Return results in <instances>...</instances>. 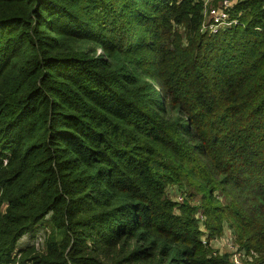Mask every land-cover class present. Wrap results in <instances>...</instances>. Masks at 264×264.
<instances>
[{
	"label": "trees",
	"instance_id": "1",
	"mask_svg": "<svg viewBox=\"0 0 264 264\" xmlns=\"http://www.w3.org/2000/svg\"><path fill=\"white\" fill-rule=\"evenodd\" d=\"M228 1L210 34L202 0H0V264H264V0Z\"/></svg>",
	"mask_w": 264,
	"mask_h": 264
},
{
	"label": "built area",
	"instance_id": "2",
	"mask_svg": "<svg viewBox=\"0 0 264 264\" xmlns=\"http://www.w3.org/2000/svg\"><path fill=\"white\" fill-rule=\"evenodd\" d=\"M202 1H203V6H204V11H203L204 21H203V25H202L201 30L203 32L215 34L219 30L226 28V27L233 26L237 23L235 20H232L230 18L229 11H230V8L232 5V3L230 1L218 0L217 5L213 4L215 0H202ZM6 164H7L6 160L3 161V167L6 166ZM182 199H183V196L180 194L176 197L177 202H182ZM0 210L2 211L3 207ZM44 235H45L44 233H41L42 237L38 238V240H36V241L30 240V239L27 240V244H29L30 246H34L37 250H39L38 246L41 244V248H42ZM25 237L29 238V236H25ZM229 238L231 239L230 236H229ZM230 239H229V242H230L229 243V249L230 250H228L229 253H227V254H228L229 260L232 264H245V262L250 261L252 259V257H254V258L257 257V255L255 253H252L251 256H247L243 252H238L236 248L232 247L233 243ZM218 254L222 255V253H219V251H218ZM9 264H20L19 263V255H16L15 259H13V261Z\"/></svg>",
	"mask_w": 264,
	"mask_h": 264
},
{
	"label": "rangeland",
	"instance_id": "3",
	"mask_svg": "<svg viewBox=\"0 0 264 264\" xmlns=\"http://www.w3.org/2000/svg\"><path fill=\"white\" fill-rule=\"evenodd\" d=\"M171 192H172V190H170L169 191V195H170V197L172 198H176L177 196H178V194L177 193H179V192H177L176 194H175V191H173L172 192V194H171ZM175 194V195H174ZM180 194V193H179ZM176 196V197H175ZM45 229H48L47 227L46 228H42V229H38L37 231L38 232H36V236H34V238L33 239H30V237L29 238H27V237H24L23 239H21L19 242H18V245H24V244H26L27 243V240H38V238H40V237H42L41 236V233H44L43 231L45 230ZM41 232V233H40ZM229 232H226V234L225 235H223L222 237H220L219 239H218V241L217 242H213L214 244L212 245L213 246V248L215 249V250H218L219 251V253H222V254H227V253H229L228 252V250H230L229 249ZM231 240V239H230ZM232 241V240H231ZM40 243V242H39ZM215 245L217 246V247H219V248H216L215 247ZM232 247L233 248H236V246H234L233 244H232ZM38 249L40 250L41 249V244L38 246Z\"/></svg>",
	"mask_w": 264,
	"mask_h": 264
},
{
	"label": "crops",
	"instance_id": "4",
	"mask_svg": "<svg viewBox=\"0 0 264 264\" xmlns=\"http://www.w3.org/2000/svg\"><path fill=\"white\" fill-rule=\"evenodd\" d=\"M217 241H218V240H217ZM217 241H215V242H217ZM213 244H214V243H213ZM215 247H216V248H219V247H217L216 245H215Z\"/></svg>",
	"mask_w": 264,
	"mask_h": 264
}]
</instances>
